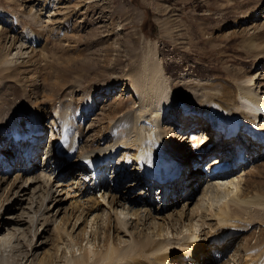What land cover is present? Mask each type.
<instances>
[{
    "label": "bare ground",
    "instance_id": "1",
    "mask_svg": "<svg viewBox=\"0 0 264 264\" xmlns=\"http://www.w3.org/2000/svg\"><path fill=\"white\" fill-rule=\"evenodd\" d=\"M28 1L32 2L29 13L21 16L30 20L32 24L41 30V33H34L31 24H21L16 21L12 27L19 28V32L13 35L7 46L6 40L9 36L6 35L4 29L0 32V40H4V43L0 44V51L15 49L14 58H3L0 62V71H2V78L4 79L0 95V147L3 144L5 147L7 140L9 144V147L0 153V162L12 165L16 149H18V152L19 150L21 151L19 154L17 153L19 155L18 158L22 157V160L31 161L33 153L40 150V133L45 131L43 120L48 113L53 115L45 161L39 165V171H34L32 175L26 176L24 183L19 185V190L15 192V196H18L16 201L20 203L18 207L22 210L15 217L7 216V219H5L8 220L7 222H0V251L6 252L3 254V260H1L0 256V264H26L29 256L33 255L34 251L32 250L35 246L33 241L35 236L38 235L36 223H39L40 226L49 224L52 220H49L46 216V213L50 211L48 204H58L62 200L59 195L61 194L60 187L62 188L64 182L56 181L55 179L62 180L65 177H57L59 173L56 178L54 177L59 172L60 167L62 170L67 169L65 176L73 181L77 178L75 174H79L81 179L83 177L85 183L83 186H86V189L89 190L88 193L91 194V204H88L89 206L82 205L83 208L79 209L78 214L75 215L76 219L72 225L73 229L76 227L78 220L84 219V217L91 214L89 221L86 218L84 219V226L81 231L83 238L80 241H75L70 232L65 230L63 232V236L69 242L68 249L70 250L71 246L77 243L80 244L81 249V243L84 239V233L87 232V227L89 226L92 230L96 223L95 229H93L94 238L91 240L87 239L85 244L89 243V249L85 247L81 255L80 249H78L79 253L77 255L73 253L74 255L67 256L66 253L69 251L65 249L63 252L64 256H59L61 253L58 255L59 246L57 244L63 240L61 238L62 233L53 235L52 240H57L58 242L54 243L53 241V249H47L41 257H36L37 264H59L64 261V264H167L170 259H173L177 264H205L207 251L213 250L218 254L226 249L220 246L228 241V238L234 236L238 231L242 233L250 230L254 226L252 213L260 211L258 219L264 215V193L255 192L254 194L252 189L248 191L250 184L247 185V180H251L252 172L248 174L249 178L247 180H245V175L242 171V175L233 177L236 174L235 172L232 173L233 165L239 158L240 148L237 149L238 151L234 153L233 157H226L230 152L231 143L239 142V133L243 135L244 139H249L250 158L258 160L263 154L264 96L260 95L257 87L252 84L250 77L245 76L244 79L241 78L242 80L214 77L212 80H206L207 82L202 84H193V82L189 83V78L193 74L187 68L185 73L179 74L175 79L167 82L169 77L166 78L165 76V67L155 57L156 53H154L151 57L147 56L145 60L139 62V68L132 67L123 75L127 80L126 86L131 85L138 102H136L137 106L135 108L123 110L119 112L121 114H114L109 119L105 132L109 133L110 136L112 134V141L109 144L96 147H87V143L81 146L80 139L83 136L80 134L82 133L80 125L89 112L92 111L94 101L90 97L83 98L85 87H82L80 78L72 81L65 88L61 87L51 97L49 95L46 97L40 95L43 91L38 94L35 89H29V95L33 94L35 96L33 104L26 100L27 93L24 91L22 93L18 87H15V83L18 80L11 76V70L14 66L16 72L19 73L20 71L16 59L26 57L27 60L20 62L22 64L29 62L31 55L37 52L36 45L43 40L42 32L51 33L52 31L43 25L45 11L49 15L52 12V16L56 17L64 15L63 19L73 13V10L69 7L62 8L58 6L53 9V6L59 4L61 0ZM37 5L39 8L36 7ZM258 9L259 6L256 10L247 13L245 18L255 19L257 15L264 17L263 14L260 15L264 12L263 8L261 7V11L256 13ZM18 10L20 11L19 8ZM43 10L44 12H42ZM5 14L8 13L0 10V24L6 21L4 20ZM241 46L243 52L253 59L264 57V32L263 34H258L253 31L245 38ZM176 65L178 66V64ZM116 75L113 76L110 83L103 84L104 94L110 93L119 84L120 77ZM205 77L207 78V75ZM9 79L12 82L6 83ZM171 81H173V84ZM18 85L21 88L19 82ZM54 85L52 82L51 86ZM254 87L256 89H253ZM79 93L81 94L80 96ZM22 100L25 101L24 104ZM178 101L180 103H177ZM114 108L112 105L108 107L109 115L115 111ZM213 108L214 112L212 111ZM172 110L183 115L184 121L179 120L180 125L183 124L181 126H184L186 133L189 132L193 135V139H186L187 143L185 146L188 145V148L185 151L188 155H184V157V148L181 147L183 143L179 145L175 140L179 133L178 130V133L176 131L175 133L173 132L174 136L172 135V139H169L167 136L169 131L165 130L163 124L167 119H165L166 112L170 113ZM255 112L261 113L263 116H256ZM226 118L234 119L237 128L231 133L229 138L223 139L225 134L221 138L222 132H218L214 127L216 122L223 121ZM207 124L211 127H208ZM76 132L79 135L78 144ZM126 137L128 138L126 139ZM182 137L186 138V134L183 133L180 138ZM202 144L203 148L199 149ZM228 145L231 146L229 147ZM116 146L129 149V152L123 153V158L117 160L116 165L120 167L121 162L124 161L125 164H130L127 169L132 168L133 173H139L135 176L138 179L134 180V184L137 187L141 186V181L144 183L139 189V194L143 193L144 188L149 191L152 187H155V184L164 189L162 192L160 188H157L159 197H155L154 201H162L158 205L169 206L167 204H171V201H165V194L168 196L170 192L175 194V196L179 195L178 187L183 189L184 193L187 189L186 193L189 191L194 192L192 187L195 185H192V187L187 185L189 172H191L195 182L197 180L199 184V181H205L206 173L208 174L218 164L228 167L226 173L214 180L209 178L206 180H208L207 184L211 188L210 191H213V195L215 197H223L225 200L221 205L218 204L219 206H216V209L213 208L214 210H211L209 206L200 207V205H197L194 210H191V213L194 211L197 213L200 209L198 220L192 219V221L196 222L195 224L192 222L186 224L179 222L177 224V217L175 218L178 214L177 212H170L166 216L156 217L152 208H155V205L145 203L146 200H141L137 196L130 198L122 196L118 198L110 192L109 216L104 220V214L96 213L99 201L92 196L93 190L99 191L100 187L102 197L107 194V191L115 189L116 181L114 183L110 179L104 181V177L101 175L106 158L109 157L112 160L113 155L109 156L99 153L112 152V149L116 148ZM11 147L15 149L13 153L10 151ZM78 149L80 151H77ZM93 152L95 153L93 155L99 154L100 157L89 155ZM211 152H215L214 155L209 154ZM189 155L190 160L187 162V159H189L187 156ZM73 156H76L75 160H78L81 156L80 163L75 160L70 163L68 160ZM204 156L209 159L204 166V171H202L206 173L187 171V167H190V162L198 163L200 160L207 159ZM4 158L8 160H4ZM22 160H19L20 163L18 165L22 171V173H19L20 175L32 171L30 167V170H28L27 165L22 163ZM88 166H93V169H87ZM19 174L15 175L14 182L20 177ZM100 176L101 178H99ZM171 176H176L177 180L164 179V177L170 178ZM157 178L160 180H155ZM250 182L251 184L253 183L252 180ZM241 183L243 185H240ZM76 184L78 185V183ZM84 191L80 190V193L82 194ZM161 193L162 196L160 197ZM207 193L206 190H203V197L208 195ZM141 197L143 196L141 195ZM203 197L200 202L203 201ZM103 200H105V197ZM185 200L188 199L185 198ZM24 201L26 203L21 206ZM78 207L80 206L78 205ZM209 209L210 212L207 211ZM102 210L103 212L105 211V209ZM117 211L123 216L120 217ZM111 212L115 214L116 234L110 231L112 225ZM182 212L183 210H181V215L183 214ZM204 212L208 213L205 214L208 217H216V220L208 231L204 232L207 239L202 242H194V240H191V236L196 237V235L193 234L194 232L192 231L194 230L192 229L199 228L198 230H200L203 224L209 225L202 219ZM61 220L66 222L68 219L62 217ZM199 220L201 224H198ZM4 226H6L5 231H3ZM56 229H59V227ZM96 233L98 235L97 238ZM120 233H123L128 239L117 241V239L121 238L119 236ZM115 240L119 243H116ZM96 241L97 247L94 245ZM121 241L127 243L121 245ZM244 241V244L236 247L234 255L237 256L236 262H240L239 264H264V239L255 242V245L249 244L248 238H245ZM41 242L43 241L41 240ZM22 243L25 244L24 248ZM228 243L227 246L229 247L232 243ZM10 257L16 258L10 260ZM209 259L213 261L211 258Z\"/></svg>",
    "mask_w": 264,
    "mask_h": 264
},
{
    "label": "rangeland",
    "instance_id": "2",
    "mask_svg": "<svg viewBox=\"0 0 264 264\" xmlns=\"http://www.w3.org/2000/svg\"><path fill=\"white\" fill-rule=\"evenodd\" d=\"M31 5L32 2L28 0H0V10H4L8 13L5 14L6 16L4 17V20H6L5 23L0 24V32L4 29L6 35L9 36L6 40L7 46L12 40L13 35L19 32V28L12 27L13 23L16 21L21 24H31L34 33H41V30L32 24L30 20L21 16L29 13ZM58 6L62 8L69 7L73 10V13L63 19L64 15L56 17L52 16V12L49 15L48 12L45 11L43 25H45V28L51 29V33L42 32L43 40L40 44L36 45L37 52L31 55L29 62L26 64H22L23 60H27L26 57L23 59H16L20 71L19 73L16 72L13 66L11 70L12 74H10L21 84L20 88L18 82H16L15 87H18V89H20L19 91L22 93L25 92L28 94L26 95V100L31 104L35 102V96L33 94L29 95V89H35L38 91V94H40V91H43L40 95H44V97L49 95V97H51L52 94L61 87L65 88L72 81L80 78L82 87H85V95L83 98L90 97L94 101V103L92 102V111L89 112L80 125V130L82 132L80 134L83 136L80 139L81 146L87 143V147H96L109 144L112 141V134L110 136L109 133L107 134V132H105V127L109 119L114 114H121L119 112L123 110L126 111L130 108H135L137 106L136 102H138L136 96H134L131 85L126 86L127 80L123 75L132 67L139 68V62L145 60L147 56L151 57L154 53H156L155 57H157L160 63L165 67V76L166 78L169 77L167 82L175 79L179 74L182 75L185 73V71H187L185 69L187 68H189L191 74H193V76L189 78V83L193 82V84H202L207 82L206 80H212L214 77L220 79L227 77L229 79L235 78L242 80L246 76L250 77L252 84L257 87L260 95L264 96V57H256L253 59L243 52L241 46V43L253 31L258 34H263L264 17L259 15H257L255 19L245 17L247 13L256 10L258 6L259 9L256 13L261 11V7L264 11V0H61L59 4L53 6V9ZM36 7L39 8L38 5ZM42 12H44V10ZM262 14L264 15V12L260 15ZM47 17H49V19H47ZM0 42L2 45L4 40H0ZM14 52V48L11 51H0V62L3 58H14ZM176 64H178V66ZM25 65L27 66L25 67ZM115 74H117V77H120L119 84H117V87L112 89L110 93L104 94L103 84L110 83ZM205 75H207V78ZM3 80L2 71H0V95L3 89ZM11 82L9 79L6 83ZM52 82L55 84L54 86H51ZM171 82L173 84V81ZM253 89L256 88L254 87ZM80 95L79 93V96ZM173 95L175 96L174 92ZM22 103L24 104L25 101L22 100ZM177 103L180 102L178 101ZM110 105L115 107V111L111 115H109L107 110ZM173 111L175 110H172L170 113L166 112L167 115H165V119H167L163 124L165 130L169 131L167 134L169 139H172V135L174 136L173 132L175 133V131L177 132L178 130L179 133L177 132L178 134L175 140L179 145L183 143L181 147L184 148V157V155H188L185 151L188 145L185 146L187 143L186 138H180L182 134H186V132L184 131V126H181L183 124L180 125L179 121H184V119L182 118V114ZM212 111L214 112V108ZM52 115V113H48L46 118H43V128L45 127V131H41L40 133L41 136L39 141L41 143L42 137L43 141L42 144H40L41 150H38L39 154L37 153L38 155H36V153H33V158L29 163L26 160L22 161V163L27 165L28 170H30V167L32 171L21 175L19 174L22 173V171L18 169L22 157L18 158L19 155L17 154L13 155L12 165H6L3 160V163L0 162V222L2 223L8 221L5 220L7 216L15 217L22 210L18 207L20 203L16 201L18 196H15V192L19 190V185L24 183L26 176L32 175V172L40 170L39 165L42 164L41 162L44 158L43 153L48 144L47 142H49L48 138L50 137L49 130ZM179 134L181 135L179 136ZM127 138L128 137H126V139ZM5 144V147L3 146L4 144L0 147V153L9 147L8 140ZM237 144L235 142L233 148H229L230 152L227 154V157H233L237 149L240 148L241 150L242 158L238 159V163L241 165L234 168L232 173L235 172L236 174L233 177H238L242 175L243 172L245 180H247L249 178L248 174L252 172L250 179L253 183L251 184V180H247V185L250 184L248 191L252 189L254 194L255 192L264 193V150L262 156L257 160L250 158L249 140L247 138L244 139L242 136L239 144ZM10 151L13 152L14 149L11 147ZM77 151H80V149ZM127 152H129V149L116 146V148L112 149V152L99 153L109 156L113 155L112 160H110L109 157L106 158L104 166L108 167L102 177H104V181H108L109 179L113 181V183L116 181L115 189L106 192L107 194L104 196L105 200H103L104 197L101 196V187L99 191L93 190L92 197H96L99 201L96 207V213L104 214V220L109 216L108 203L111 198L110 192L118 198L122 196H128V198L137 196L141 200H146L145 203L155 205V208H152L153 214L156 215V217L166 216L170 212H177L178 214L175 216V218L177 217V224L179 222H184L185 224L192 222L195 224L196 222H194V220H198L200 209L197 213L196 211L191 213V210H194L197 205H200V207L209 206L211 210H214L219 206L218 204L221 205L225 200L223 197H215L213 195V191H210L211 188L207 184L208 180L206 182L199 181L198 184L197 181V183L195 182L191 172H189L187 179L189 182H187V185L191 187L195 185L192 187L194 192L189 191L186 193L187 189L185 190V194L184 191H182L183 189L178 187L177 191L179 195L175 196V194L170 192L168 196L165 194V201H171V204H167L169 206L158 205L157 200L154 201L155 197H159L158 190L156 191L155 187H152L149 191L147 188H144L143 193L139 194V189L144 184L142 181L140 187L134 184V180L138 179L135 176L139 173H133L132 168L127 169L130 164H125L124 161L121 162L120 167L116 165L117 160L123 158V153ZM214 153L215 152H211L209 154L214 155ZM93 154L95 153L93 152L89 155L100 157L99 154ZM75 157L76 156L71 157L68 161L72 163L71 161H74ZM63 158L65 157L63 156ZM80 158L81 156L75 161L80 163ZM204 158L207 157L204 156ZM4 160L8 159L4 158ZM206 161L207 160L200 163L204 164ZM77 162L76 164L79 165ZM190 165L191 167L188 166L189 168L187 167V171H190L194 164ZM66 170H62L60 167V170H58L59 172L54 175L56 178L59 173L57 177H65L62 180L55 179L56 181L59 180L60 182H64L62 188L60 187L61 194L59 195L62 200L58 204H48L50 211L45 215L49 220H52L50 221L51 224L49 222L46 226L45 224L40 226L39 223H36L38 235L35 236L33 241L35 242V246L32 250L34 252L32 253L33 255L29 256L26 264H32V262L33 264H37L36 259L41 257L44 251L50 248L53 249L54 247H52V245L58 241H54L52 238L53 235L58 233H62L61 238H63L62 242L57 244L59 246L58 255L61 253L59 256H64L63 252L65 249L69 251L66 253L67 256L77 255L79 253V243L73 244L71 246L72 248L70 250L68 249L69 242L67 238L63 236V232L64 230L70 232L75 241H80L83 238L81 231L84 226V219L86 218V220L89 221L91 214L84 217V219L81 218L78 220L76 227L73 229L72 225L76 219L75 215L78 214L79 209L83 208L82 205L89 206L91 204V194L88 193L89 190L86 189V186H83L85 184L83 177L81 179L79 174H75L77 178L73 181L65 176ZM18 174L20 177L14 182L15 175ZM123 174L124 176H122ZM99 178H101V176ZM76 183H78V185ZM242 183L244 182L242 181ZM242 183L240 185H243ZM80 190L84 192L81 194ZM203 190H206L209 196L206 195L203 197ZM181 191L182 193H180ZM141 195L143 197H141ZM202 197L203 201L200 202ZM185 198L188 200H185ZM25 203L24 201L21 206ZM211 204L212 206H210ZM78 205L80 207H78ZM16 207H18V209H16ZM102 209H105V211L103 212ZM181 210H183L182 215ZM207 211L210 212V209ZM259 212L254 211L252 213L254 226L250 230L242 233L238 231L234 236L230 237L231 239L228 238V241L221 244L220 247L226 248L224 251L218 254L213 250L207 251V254L203 251L207 258H205V264H239L240 262H236L237 256H234L236 247L244 244L245 238H248L249 244H254L264 239V215L258 219ZM117 213L118 215L120 214V217L123 216L119 211H117ZM203 214V221L209 223V225L203 224L200 230H198L199 228L192 229L194 230L192 231L194 232L193 234L196 235V237L193 235L191 236V240H194V242H202L204 239H207L204 232L208 231L216 220V217L210 214L209 216L211 217H208V215L206 216L205 214H208L206 212ZM62 217H66L68 220L66 222L65 220L60 221ZM110 217L112 219L110 231L116 234L115 214L111 212ZM192 219L194 220L192 221ZM172 223L174 224V222ZM198 224H201L200 220ZM95 226L96 223L92 230L89 226L87 227V232L84 233V239L86 238V240L83 239L81 243L82 248L80 249V255L83 253L85 247L89 249V243H85L87 239L91 240L94 238L93 229H95ZM4 227L3 231L6 229V226ZM57 227H59V229H56ZM97 233L96 238L98 236ZM119 236L121 238L117 239V241L128 239L123 233H120ZM100 237L103 238L102 235H100ZM29 238L31 239L30 234ZM41 240L43 242H41ZM53 241L54 243H52ZM117 241L115 240L116 243H119ZM122 241L121 245L127 243ZM228 242L232 243L229 247L227 246ZM24 245L25 244L22 243L23 248ZM94 245L97 247V241ZM5 253V251H0L1 260H3L2 257H4L3 254ZM14 258L10 257V260H14ZM209 258L213 261H210ZM64 262L59 264H64ZM167 264L177 263H175L173 259H170Z\"/></svg>",
    "mask_w": 264,
    "mask_h": 264
}]
</instances>
